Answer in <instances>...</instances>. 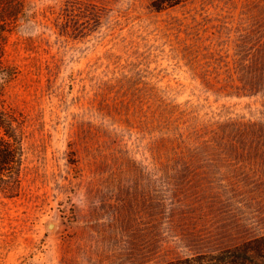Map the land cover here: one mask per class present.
Segmentation results:
<instances>
[{
	"label": "rangeland",
	"instance_id": "obj_1",
	"mask_svg": "<svg viewBox=\"0 0 264 264\" xmlns=\"http://www.w3.org/2000/svg\"><path fill=\"white\" fill-rule=\"evenodd\" d=\"M174 1L22 0L0 41L22 149L0 264H167L264 238V0Z\"/></svg>",
	"mask_w": 264,
	"mask_h": 264
},
{
	"label": "trees",
	"instance_id": "obj_2",
	"mask_svg": "<svg viewBox=\"0 0 264 264\" xmlns=\"http://www.w3.org/2000/svg\"><path fill=\"white\" fill-rule=\"evenodd\" d=\"M21 4L22 0H0V41L4 39L9 25L15 23ZM2 51L0 45V56ZM16 123L15 117L0 108V188L13 194L19 187L18 172L22 152L21 135L16 131ZM167 264H264V238Z\"/></svg>",
	"mask_w": 264,
	"mask_h": 264
}]
</instances>
